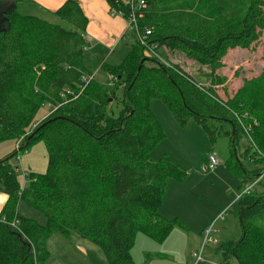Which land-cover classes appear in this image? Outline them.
<instances>
[{
    "label": "trees",
    "instance_id": "1",
    "mask_svg": "<svg viewBox=\"0 0 264 264\" xmlns=\"http://www.w3.org/2000/svg\"><path fill=\"white\" fill-rule=\"evenodd\" d=\"M24 1L0 0V144L16 141V151L0 161L6 196L0 264H44L46 242L54 233L89 241L107 264H135L130 249L138 233L162 242L172 229H186L158 213L167 182L181 181L182 172L165 156L151 159L165 136L151 100L161 101L180 125L192 119L208 133L205 120L231 125L224 135L235 161L227 167L251 188L229 207L240 238L219 243L216 252L222 264L231 259L264 264V71L244 80L226 100L215 90L226 82L216 72L228 50H248L261 39L264 52V0H143L134 13L138 30H128L134 39L130 50L120 63L99 67L109 75L107 82L85 64L87 18L75 0L51 13L58 23L20 14L17 5ZM105 2L110 13L128 20L124 0ZM146 52L172 64L166 67ZM175 52L207 68L208 85L169 60L168 53ZM117 90L122 106L114 116L109 111ZM43 106L48 114L35 120ZM243 137L247 170L235 152ZM38 141L46 149L45 173L10 164ZM21 206L42 221L28 217Z\"/></svg>",
    "mask_w": 264,
    "mask_h": 264
},
{
    "label": "rangeland",
    "instance_id": "2",
    "mask_svg": "<svg viewBox=\"0 0 264 264\" xmlns=\"http://www.w3.org/2000/svg\"><path fill=\"white\" fill-rule=\"evenodd\" d=\"M27 1L17 5V11L22 15H36L49 22L59 20L50 13H44ZM118 17V16H117ZM261 39L248 50L239 48L228 50L222 59L223 67L216 73L226 78L222 87H217L219 98L226 100L241 86L244 80L258 77L264 71V52ZM84 52L86 66L95 69L96 78L107 82L109 75L99 69L105 62L116 65L122 61L134 43L133 35L126 34L116 47L92 48ZM146 55V53H145ZM168 58L187 74L203 85H208L209 71L194 60L179 53H168ZM115 100L111 103L109 113H116L122 106V92L116 91ZM149 108L159 122L164 137L150 152L151 159L158 160L165 156L179 167L181 181L169 180L176 188L170 193L171 187L165 188L163 202L167 210L166 219L179 220L183 229H172L168 236L157 242L142 233L135 237L130 256L135 264H222L220 255L216 252L219 243L237 241L241 229L237 218L229 207L241 195L248 183L242 185L227 167L228 161H235L231 151L230 138L224 135L232 130L226 122L205 120L209 133L194 120L180 125L169 109L159 100H151ZM48 107L43 106L35 120H40L48 114ZM23 139H19L21 143ZM248 140L243 137L235 146L236 158L244 169H250L243 152ZM16 151V141L7 140L0 144V161ZM209 156H213L218 164L213 170H208ZM10 164L20 170L43 174L47 167V155L43 142L32 143L17 156L10 159ZM21 179V177H19ZM180 188V190H178ZM174 190H177L174 191ZM20 210L28 217L41 222V216L29 207L21 206ZM159 213V211H158ZM209 230V234L205 232ZM49 253L44 264H107L101 250L89 241L80 238L75 233L68 237L54 233L46 242ZM199 256L197 261L196 257ZM197 261V262H196ZM229 264H237L234 259Z\"/></svg>",
    "mask_w": 264,
    "mask_h": 264
},
{
    "label": "crops",
    "instance_id": "3",
    "mask_svg": "<svg viewBox=\"0 0 264 264\" xmlns=\"http://www.w3.org/2000/svg\"><path fill=\"white\" fill-rule=\"evenodd\" d=\"M66 0H27L31 4L32 8L37 6L40 11L44 13L54 12L63 2ZM84 16L87 18V27L85 30V36L87 38L89 51L92 48L116 47L128 32L126 21L117 16H111L108 6L105 0H75ZM35 16V15H34ZM222 87V86H221ZM2 155V153H0ZM170 185L169 192L176 188L175 183L167 182L166 187ZM180 190V188H178ZM177 192V190H174ZM170 192V193H171ZM6 201V196L0 188V211ZM163 202V201H162ZM165 204H161L159 207V214L164 217L167 215Z\"/></svg>",
    "mask_w": 264,
    "mask_h": 264
},
{
    "label": "built area",
    "instance_id": "4",
    "mask_svg": "<svg viewBox=\"0 0 264 264\" xmlns=\"http://www.w3.org/2000/svg\"><path fill=\"white\" fill-rule=\"evenodd\" d=\"M124 3L129 5L130 8V16L128 18V20L126 21L127 24V29L130 30H135V32H137L138 28H137V23H136V19L134 16L135 10L138 11L142 8V6H144V1L143 0H124ZM111 16H118L120 17V15L115 14L114 12H111ZM148 34V33H147ZM137 39L139 40L141 45H144V41L143 38L138 36V33H136ZM147 56H150L152 58H155L156 60H158L161 64H163L164 66H168L169 64H172L166 60H164L163 58L159 57L156 53L154 52H146ZM252 144V142H251ZM209 164H208V170H213L214 167L218 164V161L213 157V156H209ZM251 188L250 186H247V188L244 189L243 193L248 192V190ZM209 234V230L207 232H205V235ZM197 261L199 259V256L196 257ZM196 261V262H197Z\"/></svg>",
    "mask_w": 264,
    "mask_h": 264
},
{
    "label": "water",
    "instance_id": "5",
    "mask_svg": "<svg viewBox=\"0 0 264 264\" xmlns=\"http://www.w3.org/2000/svg\"><path fill=\"white\" fill-rule=\"evenodd\" d=\"M27 141H28V138L26 139V143H27ZM2 161H4V160H2Z\"/></svg>",
    "mask_w": 264,
    "mask_h": 264
}]
</instances>
